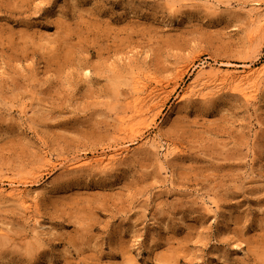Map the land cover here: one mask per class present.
<instances>
[{"label": "rangeland", "instance_id": "obj_1", "mask_svg": "<svg viewBox=\"0 0 264 264\" xmlns=\"http://www.w3.org/2000/svg\"><path fill=\"white\" fill-rule=\"evenodd\" d=\"M0 264H264V0H0Z\"/></svg>", "mask_w": 264, "mask_h": 264}, {"label": "bare ground", "instance_id": "obj_2", "mask_svg": "<svg viewBox=\"0 0 264 264\" xmlns=\"http://www.w3.org/2000/svg\"><path fill=\"white\" fill-rule=\"evenodd\" d=\"M261 71H262V67L254 68V69L247 67L243 69L242 71H240L239 73L216 74L215 72H209L207 76L213 77L214 80H219L221 83L229 84L233 89H237L242 94L243 97L248 99V98L253 97L256 93V90L258 88L257 79L260 77ZM142 87L143 85H141L140 87H136V91H135L136 95H134L132 103L130 102L131 114L129 115L128 119L124 120L126 126H128V121L130 119L132 118L134 119V117H138V116L140 117L144 115L146 110L150 108V106H148L147 104H148L149 98L151 97L152 90L154 88L150 90L149 93H147L146 91L145 93L143 90L144 88ZM185 94L186 92H182L180 96H184ZM129 128H131V126H129ZM119 153H120V150L115 149L113 150L112 153L104 157H99L95 159V161L98 162L101 166L106 167L115 160L116 155ZM81 163L82 162L80 161H74L73 164L80 165Z\"/></svg>", "mask_w": 264, "mask_h": 264}]
</instances>
